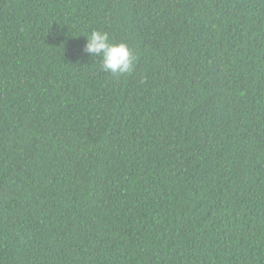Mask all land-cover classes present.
Masks as SVG:
<instances>
[{
  "label": "trees",
  "instance_id": "obj_1",
  "mask_svg": "<svg viewBox=\"0 0 264 264\" xmlns=\"http://www.w3.org/2000/svg\"><path fill=\"white\" fill-rule=\"evenodd\" d=\"M0 264H264V0H0Z\"/></svg>",
  "mask_w": 264,
  "mask_h": 264
},
{
  "label": "clouds",
  "instance_id": "obj_2",
  "mask_svg": "<svg viewBox=\"0 0 264 264\" xmlns=\"http://www.w3.org/2000/svg\"><path fill=\"white\" fill-rule=\"evenodd\" d=\"M86 37L84 51L91 57H99L102 70L113 75L131 73L135 64V55L125 42L114 43L109 34L102 30H93Z\"/></svg>",
  "mask_w": 264,
  "mask_h": 264
}]
</instances>
